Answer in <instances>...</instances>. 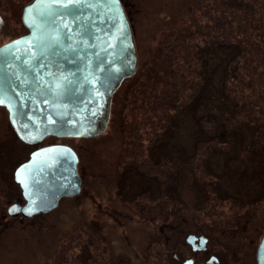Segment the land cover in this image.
<instances>
[{"label":"rangeland","instance_id":"374dc122","mask_svg":"<svg viewBox=\"0 0 264 264\" xmlns=\"http://www.w3.org/2000/svg\"><path fill=\"white\" fill-rule=\"evenodd\" d=\"M32 1L0 0V47L27 34L22 14ZM124 2L138 70L115 94L107 131L93 139L46 141L79 153L88 190L24 223L1 219L9 205L0 192V264H164L159 232L150 237L155 228L137 227L132 216L131 203L146 185L138 176L164 180V215L178 207L191 215L193 200L212 196L206 189L212 172L222 176L225 162L228 171L242 170L253 154L264 162V0ZM6 128L1 112V135ZM17 147L10 145L6 157L19 150L25 160L30 150ZM117 176L124 183L115 184ZM252 176L257 180L258 171ZM116 196L118 211L131 222L119 225L103 215L107 205L115 208ZM258 210L262 214L264 204Z\"/></svg>","mask_w":264,"mask_h":264},{"label":"water","instance_id":"95a60500","mask_svg":"<svg viewBox=\"0 0 264 264\" xmlns=\"http://www.w3.org/2000/svg\"><path fill=\"white\" fill-rule=\"evenodd\" d=\"M31 11H27V10ZM27 34L0 47V98L26 144L49 137L93 139L108 129L115 94L138 70L122 0H33L22 14ZM79 158L67 145L36 150L16 171L30 218L82 192ZM258 264H264V237Z\"/></svg>","mask_w":264,"mask_h":264},{"label":"flooded vegetation","instance_id":"af4514ba","mask_svg":"<svg viewBox=\"0 0 264 264\" xmlns=\"http://www.w3.org/2000/svg\"><path fill=\"white\" fill-rule=\"evenodd\" d=\"M122 1L127 9V3L124 0ZM2 20L3 18H0V24ZM1 112L6 114V132L8 134H0V192H4L2 200L9 205L6 214L1 219L4 221V218L13 219L19 223L37 221L42 216L57 210L63 200L73 198L61 199L58 207L47 214L40 213L28 218L22 211L27 201L20 183L16 180V171L21 165L30 160L36 150L57 144L46 145L48 138L41 146L24 143L15 133L6 108L0 107ZM10 129L12 132H10ZM13 143L18 145L17 148L25 146L30 150L25 160H23V156H18L21 152L19 150H17L16 155L15 153L12 154L13 157L15 155L16 160L15 157H6L9 146ZM75 152L79 158L78 170L83 181L82 194L88 190L86 188L87 174L83 169L80 172L79 165L83 159L76 150ZM245 158L246 165L242 170L228 171L229 167L225 162L222 176L212 172L214 182L206 188L207 190L211 189L210 195L212 196L202 195L200 198L193 200L191 205L196 209H192L191 215L187 214L182 207H178L176 214L164 215V180L159 182L152 177L145 179L144 176H138L146 180V185L138 195L136 194L135 201L131 203V206H134V213H136L132 216L135 215L139 219L140 224L136 223L138 224L137 227L152 226L155 228L154 233L150 232V237L152 235L155 237L156 231L159 232L164 245V264H258V250L264 237V220L261 217L264 212L259 214L258 210L260 205L264 204V180H259L260 173L264 170V162L259 157L255 158L254 154L249 158ZM14 162L20 163L11 172L10 168ZM247 165H250L254 170L252 173L248 172ZM256 171H258L257 180L252 176ZM116 181L115 184L124 183L125 178L117 176ZM99 185L105 191L104 187L106 185L104 183H99ZM250 188H252L251 191L254 190L253 188L257 190L256 195H252L251 191L249 192ZM116 192H118V189H116ZM156 192L157 196L160 195L159 202L154 199L153 202L152 200ZM228 194L229 196L226 197ZM140 198L145 199L141 200ZM119 200L120 197L117 196L113 201L111 199L115 208L107 205L106 207L110 209H107L103 215L116 220L119 225L131 222V215L118 211ZM215 201L218 204L212 206ZM97 205L104 212L105 208H103L102 203ZM13 208L17 211H11ZM199 211L202 214L198 213ZM190 238L195 239V245L189 242ZM201 241L204 242L202 245Z\"/></svg>","mask_w":264,"mask_h":264},{"label":"snow or ice","instance_id":"6c2138e0","mask_svg":"<svg viewBox=\"0 0 264 264\" xmlns=\"http://www.w3.org/2000/svg\"><path fill=\"white\" fill-rule=\"evenodd\" d=\"M27 11H31V10L29 9V10H27ZM0 103H4V101H3L2 98H0ZM11 211L15 212V211H17V209L13 208V209H11ZM189 242L195 245V239H194V238H190V239H189ZM203 243H204V242L201 241V245H202Z\"/></svg>","mask_w":264,"mask_h":264},{"label":"bare ground","instance_id":"6f19581e","mask_svg":"<svg viewBox=\"0 0 264 264\" xmlns=\"http://www.w3.org/2000/svg\"><path fill=\"white\" fill-rule=\"evenodd\" d=\"M79 171V170H78Z\"/></svg>","mask_w":264,"mask_h":264}]
</instances>
